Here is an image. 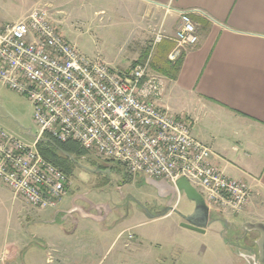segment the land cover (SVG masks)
I'll return each instance as SVG.
<instances>
[{"label": "built area", "instance_id": "obj_1", "mask_svg": "<svg viewBox=\"0 0 264 264\" xmlns=\"http://www.w3.org/2000/svg\"><path fill=\"white\" fill-rule=\"evenodd\" d=\"M171 61L199 43L198 24L180 12ZM162 42V37L158 38ZM0 83L26 96L40 134L33 145L0 127V182L40 210L58 209L71 179L39 152L44 136L75 142L130 176L176 185L188 180L209 209L240 214L251 201L245 180L213 163L211 148L193 135V122L162 109V78L150 62L120 72L89 59L60 32L45 8L17 22L0 23Z\"/></svg>", "mask_w": 264, "mask_h": 264}, {"label": "crops", "instance_id": "obj_2", "mask_svg": "<svg viewBox=\"0 0 264 264\" xmlns=\"http://www.w3.org/2000/svg\"><path fill=\"white\" fill-rule=\"evenodd\" d=\"M8 2L12 5H5ZM66 2L67 0H32L23 16L36 5H43L41 7L48 10L53 20L62 19L61 9ZM27 4L25 0H2L0 19L15 8L20 6L24 8ZM110 4H113L112 8ZM118 5L123 8L120 12L131 22L134 36L142 33L143 13H146L150 21L160 14L162 23L168 27L169 22L174 21L175 17L179 18L181 25L179 13L189 12L194 22L198 24V35L199 28L201 30L199 43L196 47L183 51L176 78L162 76L159 73L163 80V91L157 103L162 109L173 113L168 101L169 95L173 94L176 99L185 102L180 113L175 116L191 120L193 129L204 120L213 119L222 125V131L228 132L221 142L225 143V146L228 144L230 151L218 152L217 148H221L222 145L214 139L209 140L211 143L207 141L209 143L206 142L205 145L212 149L213 163L225 175L247 181L251 189V201L237 218L242 220L246 234L249 232L258 234L255 241L256 251L249 249L251 251L249 255H237L236 252L233 254L243 258L245 264H251L250 260L257 264L259 259L257 243L261 235L257 231L247 230L245 225L264 224V0H105V11L102 10L99 14L106 16L109 10L119 11L116 8ZM165 41L162 43L163 49L170 44L174 45L171 40ZM171 52L172 49L169 53ZM231 152L239 153L235 160H232ZM141 177L148 183L162 188L164 192L161 193V197L167 201V206L157 202L152 208L143 206V209L138 208L137 213L147 217L143 224H152L160 219L178 216L174 228L179 233L193 238L197 234L205 236L214 233L227 242L222 234V228L232 224L231 221L214 218L215 213L210 210L211 216L205 232L185 228L184 220L178 214L174 212L163 214V211L170 207L176 209L178 200L186 196L180 193L176 185ZM79 198L82 197L78 196ZM84 208L73 204L68 210H62L60 207L55 210H40L16 198L13 192L0 182V264H25L24 253L34 244L20 231H14L12 226L14 218L23 224L25 221H33L43 226L50 224L56 226L59 221L65 222L73 218V214L77 212L84 219H90L97 224L95 229L99 231V235L101 234L100 238L86 237L82 240L75 237L74 233L80 227V222L75 218L71 231L67 230L64 224H60L65 233L61 239H53L55 256L49 255L48 264H94V251L100 245L102 237L108 236L115 238L110 249L99 257L96 264H115L114 259L108 261V254L115 244L120 243V251L125 254L131 251L139 253L143 243L133 233L139 225L128 227L126 224L128 217L122 221H110V217L116 213L111 206L105 205L103 218L101 216L104 211L101 205H92L88 211ZM194 209L181 214L189 215ZM157 211L161 213L157 214ZM90 212L97 213V216ZM98 217L102 219L98 220ZM125 235L128 237L123 241ZM50 240L51 238H40L47 247L52 243ZM185 244L184 242L183 245L177 244V248L186 250ZM227 245L231 249V245ZM66 248L70 252H67ZM202 252H195L196 254H192L193 258L202 260L204 257ZM157 260V264H168V257H160ZM172 260L180 263L182 257L181 255L178 259L172 257ZM33 262L32 264L36 263L34 260Z\"/></svg>", "mask_w": 264, "mask_h": 264}, {"label": "rangeland", "instance_id": "obj_3", "mask_svg": "<svg viewBox=\"0 0 264 264\" xmlns=\"http://www.w3.org/2000/svg\"><path fill=\"white\" fill-rule=\"evenodd\" d=\"M25 2L28 4L24 8L20 6L9 12L10 14L3 15L4 18L0 19V23L16 22L27 11L29 4H32V0H25ZM10 4L11 2H8L5 5ZM41 6L43 5H36L33 10L42 8ZM110 6L112 8L113 4ZM116 8L119 9L118 12L109 10L105 16V14H99L100 11H105V0H67L61 9L63 11L60 16L62 19H54V22L58 24L60 32L66 39L89 59L99 58L120 72H126L135 65L150 62L151 72L159 75V72L154 68L159 57L158 46L163 41H170L176 36L180 28L179 18L175 17L167 27L162 23L160 14L150 21L146 17V13H143L142 33L134 36L131 22L120 12L123 8L120 5ZM30 12L19 20L26 18ZM159 37H162L160 43L157 42ZM172 47L173 51L176 44L174 43ZM170 54L165 56L168 61H171ZM168 101L174 115L180 113L184 107L183 104H185L184 101L176 99L173 94L169 95ZM0 127L9 135L19 138L28 145H33L40 134V129L34 120V109L29 99L1 83ZM221 128L222 125L218 121L206 119L193 129L192 135L203 144L214 139L219 145H222L221 148H217L218 152L230 151L228 144L225 146V143L221 142L228 134ZM47 137L42 138V144H47ZM238 155L237 152H231L232 160H235ZM72 161L74 162V172L69 177L71 179L70 192L59 206L62 210H68L73 204L85 207V211L92 208V205H106L114 207L116 212L110 217V221H122L128 217L126 223L128 227L139 225L133 231L139 241L143 243L139 253L131 251L125 254L120 251L121 244H115L108 254V261L114 259L115 264H157L158 258L168 257V264H245V260L235 256L233 252H236L237 255H249L251 254L249 249L256 251L255 241L258 234L254 232L246 234L242 227V220L237 218L241 213L234 214L230 211L210 209L215 213L214 218L232 222L228 227L223 226L222 228V234L228 243L221 240L220 235L214 233L205 236L197 234L194 235V238L179 233L174 228L178 216L160 219L152 224H143L147 217L137 213L139 208L137 206L152 208L157 202L167 206V201L161 197V193L164 192L162 188L148 183L141 176H130L119 164L103 163L96 156L88 153L84 157H77ZM78 196L84 197L86 200L78 199ZM176 207L179 213L195 208L194 204L186 197L180 198ZM103 211L101 217H105V210L103 209ZM90 214L97 216V213L94 212H90ZM73 218L80 222V227L74 233L75 237L82 240H85L86 237L100 238L101 234L99 235V231L95 229L97 224L92 220L84 219L79 212L74 213ZM73 218L65 222L59 221L56 226L52 224L43 226L41 223L33 221H25L23 224L14 218L12 223L14 231H20L26 239L34 242L24 253L25 264H32L33 260L36 262L35 264H48L49 255L55 256L53 239H61L65 233L64 229L60 228V224H64L65 228L71 231L73 230L71 228L73 227ZM101 219L98 217V220ZM127 237L125 235L123 241ZM40 238H51L50 241L53 244L49 243L47 247L40 241ZM114 238L113 236L102 237L100 245L94 251V264L102 254L110 249ZM183 242L186 243L187 248L179 250L177 244L183 245ZM227 244L231 245V249ZM62 246L65 245L62 244ZM68 251L69 249H67ZM195 252H202L203 259L195 260L192 255L196 254ZM179 255L182 257L180 263L172 260V257L178 259Z\"/></svg>", "mask_w": 264, "mask_h": 264}, {"label": "trees", "instance_id": "obj_4", "mask_svg": "<svg viewBox=\"0 0 264 264\" xmlns=\"http://www.w3.org/2000/svg\"><path fill=\"white\" fill-rule=\"evenodd\" d=\"M164 42L166 41H163L162 43L164 44ZM162 43L158 46L159 57L154 64V68L162 75L176 78L180 70L182 55L174 62L166 60L165 56L172 49V44H170L169 47H166V49H163L164 45ZM47 138L55 145L49 142L44 145L41 140L38 144L39 152L48 162L61 170L67 177H71L74 172V162L66 157L64 152L70 154L76 159L77 157H84L86 151L75 142L61 143L49 136Z\"/></svg>", "mask_w": 264, "mask_h": 264}, {"label": "water", "instance_id": "obj_5", "mask_svg": "<svg viewBox=\"0 0 264 264\" xmlns=\"http://www.w3.org/2000/svg\"><path fill=\"white\" fill-rule=\"evenodd\" d=\"M47 142L55 145L49 140H47ZM65 155L71 160H74V158L70 154L65 153ZM176 186L182 195H185L189 201L195 204V209L191 214L183 215L179 213L176 209L170 207L168 209H165L163 211V214L174 212L184 220L183 227L197 232H205L204 230L208 226L209 218L211 216L210 209L207 206L205 199L200 194V192L188 180L184 178L179 179L176 183ZM101 207L105 209V205H101ZM97 209H99V207ZM245 228L249 231H257L260 233L261 237L257 243L259 248V259L257 261V264H264V224L248 223L245 225ZM250 262L251 264H255L251 260Z\"/></svg>", "mask_w": 264, "mask_h": 264}, {"label": "flooded vegetation", "instance_id": "obj_6", "mask_svg": "<svg viewBox=\"0 0 264 264\" xmlns=\"http://www.w3.org/2000/svg\"><path fill=\"white\" fill-rule=\"evenodd\" d=\"M156 204H157V203H156ZM139 208H142V206H141V207L139 206ZM142 209H143V208H142ZM159 213H161V212H160V211H157V214H159Z\"/></svg>", "mask_w": 264, "mask_h": 264}]
</instances>
